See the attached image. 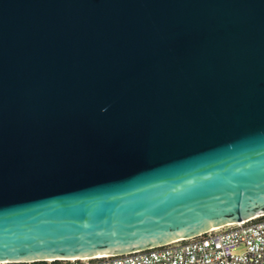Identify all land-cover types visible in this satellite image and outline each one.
I'll use <instances>...</instances> for the list:
<instances>
[{
	"label": "water",
	"instance_id": "obj_1",
	"mask_svg": "<svg viewBox=\"0 0 264 264\" xmlns=\"http://www.w3.org/2000/svg\"><path fill=\"white\" fill-rule=\"evenodd\" d=\"M263 215L264 0H0V262Z\"/></svg>",
	"mask_w": 264,
	"mask_h": 264
},
{
	"label": "built area",
	"instance_id": "obj_2",
	"mask_svg": "<svg viewBox=\"0 0 264 264\" xmlns=\"http://www.w3.org/2000/svg\"><path fill=\"white\" fill-rule=\"evenodd\" d=\"M56 263L53 260L0 262ZM58 264H264V215L156 248L118 256L58 260Z\"/></svg>",
	"mask_w": 264,
	"mask_h": 264
},
{
	"label": "trees",
	"instance_id": "obj_3",
	"mask_svg": "<svg viewBox=\"0 0 264 264\" xmlns=\"http://www.w3.org/2000/svg\"><path fill=\"white\" fill-rule=\"evenodd\" d=\"M56 264H58V261H57V263Z\"/></svg>",
	"mask_w": 264,
	"mask_h": 264
}]
</instances>
